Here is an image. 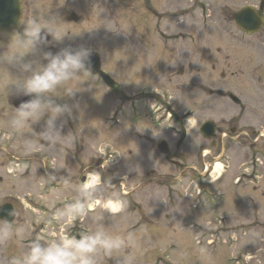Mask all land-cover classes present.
I'll use <instances>...</instances> for the list:
<instances>
[{"label": "rangeland", "instance_id": "obj_1", "mask_svg": "<svg viewBox=\"0 0 264 264\" xmlns=\"http://www.w3.org/2000/svg\"><path fill=\"white\" fill-rule=\"evenodd\" d=\"M200 1L206 4L203 14ZM230 3L24 0L25 22L34 14H59L74 37L41 47L29 60L47 63L42 52L87 47L121 95L87 73L74 99L60 97L79 108L63 125L62 135L73 142L61 151L57 145L60 168L54 171L50 148L23 151L25 135L37 139L32 128L41 131L47 117L23 132L6 128L12 113L6 83L12 77L2 76L7 73L0 68V107L6 110L0 119V207L11 204L16 220L10 225L29 229L22 241L0 242V264H11L37 235L78 233L93 227L95 216H103L110 233L134 240L111 254L101 251L97 264H264V28L252 38L240 35L224 22L237 10ZM73 13L80 21L69 26ZM104 20L120 30L109 31ZM189 117L191 134L185 129ZM207 122L217 127L210 140L200 134ZM152 129L161 134L154 138ZM161 142L168 145L165 156L157 150ZM43 159L46 171L37 169ZM105 159L111 163L101 169ZM129 165L137 168L129 171ZM93 171L108 181L94 213L74 224L57 221L56 210L74 199L73 188ZM113 185V198L123 203L116 214L103 208Z\"/></svg>", "mask_w": 264, "mask_h": 264}, {"label": "clouds", "instance_id": "obj_2", "mask_svg": "<svg viewBox=\"0 0 264 264\" xmlns=\"http://www.w3.org/2000/svg\"><path fill=\"white\" fill-rule=\"evenodd\" d=\"M13 2L17 11L22 14L23 0H13ZM17 20L19 23V17ZM64 24L59 14L45 16L34 14L23 24L22 32L12 35L9 51L0 55V68L6 70L7 75L10 71L6 65L17 67L22 73L19 76L11 75V82L6 83L8 95L12 91V94L16 96L30 97L21 102L18 107L13 108L5 126L12 132H23L47 115L42 130L39 131L38 140L25 135L23 151L26 155H30L41 147L39 141H43L51 150V168L54 171L60 168L56 158L57 145L60 146L59 151H61L63 145L73 142L69 135H62L63 123L58 124V120L64 116L72 117L74 109L79 108L78 103H58L54 97L62 95L71 99L76 97L77 92L80 91L78 85L82 82L79 78L91 73L89 66L91 50L84 46L75 49L68 46L55 54L42 52L43 59L47 63L28 60L26 57L41 52V46L48 42L49 36L56 42L63 41L69 33L64 28ZM103 25L109 31L120 30L113 20H104ZM74 84L76 87H73ZM10 86L13 87L10 89ZM185 129L189 134L192 133L190 131L193 129L192 117L186 121ZM152 134L154 138L158 137L161 134L160 129L159 134L152 129ZM110 163L111 160L105 159L100 165L101 169L108 168ZM128 167L129 171H135L137 168L132 165ZM50 178L55 179V176L52 175ZM107 183L108 181L102 178L100 172L90 173L86 181L73 188L74 199L56 210L57 221L74 224L87 218L89 209L93 204L98 203V193ZM111 188V194L104 201L103 208L116 214L122 209L123 203L113 198L115 186ZM92 224L93 227L83 228L78 233L65 232L55 237L37 235L28 242L25 252L12 258L11 264H97L96 257L101 251L104 254H111L122 249L126 244L134 243L131 234L125 239L110 233L103 223V216L92 217ZM28 232L26 225L0 224V242L22 241Z\"/></svg>", "mask_w": 264, "mask_h": 264}, {"label": "flooded vegetation", "instance_id": "obj_3", "mask_svg": "<svg viewBox=\"0 0 264 264\" xmlns=\"http://www.w3.org/2000/svg\"><path fill=\"white\" fill-rule=\"evenodd\" d=\"M101 1V0H100ZM171 0H168V2H170ZM192 1V0H191ZM230 6H237V10H234L233 12L231 11L230 12V14L224 19V22H227L228 24H229V26H232V27H234V28H236L237 30H238V32L240 33V35H244L245 37H249V38H252V37H254V36H256V35H258L262 30H263V28H264V23H263V26H262V28L257 32V33H255V34H248L246 31H244V30H242L241 28H240V26L238 25V20H237V17L240 15V14H242L243 12H245V11H252L255 15H256V18H260V19H263V21H264V0H236V1H232V0H230ZM205 2H202V1H200V8H201V10H202V14H203V12L205 11ZM238 6H239V8H238ZM231 8H233V7H231ZM149 9V7L148 8H144V10L145 11H147ZM26 14H28V12L25 10V7H24V9H23V13H22V17H21V21H20V25L16 28V29H14L13 31H11V32H5V33H0V55H2V54H4V53H6L7 51H9V48H10V44H11V38H12V35L14 34V33H16L17 32V30H19L22 26H23V24H24V22H25V20H26ZM157 15V14H156ZM158 16V15H157ZM209 17V16H208ZM221 19H222V16H218V18L216 19V22H221ZM254 20H255V18H253ZM170 20H173V16H172V14L170 15ZM80 20H79V18L77 17V15H75L74 13L73 14H70L69 15V17L66 19V23L70 26V25H78V22H79ZM223 22V23H224ZM240 22H241V20H240ZM167 24L168 25H170V23H168L167 22ZM228 30V29H227ZM172 31V30H171ZM22 32V31H21ZM170 33V32H169ZM65 38H67V39H72V38H74V37H72V36H70V35H67ZM172 38H174V36H172V35H170V37H169V40L170 41H172L173 39ZM73 40V39H72ZM56 43H60V42H56V41H54L50 36L48 37V42L45 44V45H42L41 47H42V49H46V48H55V46H56ZM69 46H71V45H69ZM65 47H68V46H65ZM74 49H75V47H74ZM58 51H55V49H54V51H53V53L55 54V53H57ZM91 53H96V52H94V51H92ZM97 54V53H96ZM98 55V54H97ZM26 59H28V57H26ZM29 60V59H28ZM101 63H102V60H101ZM6 67H8L9 68V71H10V74L9 75H7V74H5V73H1V75L2 76H8V78H9V80L11 79V75H13V71H16V70H19L17 67H14V66H9V65H6ZM101 69H102V71H103V68H102V66H101ZM3 71H5L6 72V70H4V69H2ZM103 72H105V70L103 71ZM106 73V72H105ZM89 75H91V77L92 78H94L98 83H100V84H102L103 86H106L107 88H109L107 85H105L104 84V82L102 81V79L100 78V76H98V75H94V74H92V73H88ZM107 74V73H106ZM21 75H22V73H21ZM109 89H111V90H116L117 92H118V94H120V88H118V86H117V84H116V86L114 87V88H109ZM121 95V94H120ZM61 96H59V97H56V98H54V99H56L57 100V102L58 103H68L70 100H68L67 98H60ZM19 98H20V96H16V95H14V94H12V99L9 101V103H10V110L11 111H13V108L14 107H18V105H17V103H18V101H19ZM121 98L124 100V98H125V95H122L121 96ZM0 119H1V121H3L4 120V118L6 117V114H5V108H1L0 107ZM45 117H47V115L45 116ZM69 118H71V120H73V119H75V115L73 114V116L72 117H69ZM69 118L67 117V116H64V117H61L59 120H58V122L59 123H63V125L64 124H66V122L69 120ZM58 123V124H59ZM63 128H65L64 126L62 127V129ZM33 129V134H35L37 137L39 136V129L38 128H36V127H33L32 128ZM64 130V129H63ZM37 140H38V138H37ZM39 143L41 144V146L43 147V148H47V149H49V146H47V145H45L44 144V142L43 141H39ZM33 154H38V153H36V152H33ZM49 155V154H48ZM50 157V156H49ZM50 159H51V157H50ZM69 159V158H68ZM31 160H37V159H35V158H31ZM28 161H30V158H25V161H24V164H27L28 166V168L31 170V169H33V168H35V167H33V166H31L32 164L31 163H29ZM38 161H40L41 163H43V164H41V165H39V167H37V169L38 170H45L46 171V169H47V167L45 168V164H46V160L45 159H43V160H38ZM13 162V161H12ZM60 164H62V163H60ZM42 165H44V168H42ZM48 176V175H47ZM48 178H50V177H44L43 178V181H42V184H41V186L42 185H46V183H45V181H47L48 180ZM60 186V185H59ZM57 188L59 189L60 187H58V185H57ZM15 220H16V218H15ZM15 220L12 222V223H14L15 222ZM11 223V224H12ZM41 230H45L43 227L41 228ZM51 230V229H50Z\"/></svg>", "mask_w": 264, "mask_h": 264}, {"label": "water", "instance_id": "obj_4", "mask_svg": "<svg viewBox=\"0 0 264 264\" xmlns=\"http://www.w3.org/2000/svg\"><path fill=\"white\" fill-rule=\"evenodd\" d=\"M22 14H20L17 9L16 5L13 0H0V33L11 31L15 27H17L20 23ZM19 17V23L17 18ZM255 18V20L253 19ZM238 25L244 31L249 32H256L263 26V19L256 18V15L252 11H245L237 17ZM241 20V22H240ZM17 21V22H16ZM91 72L95 75H100L103 81L108 85L110 88L115 87V82L105 73L101 71V64L99 57L91 53L90 56V64ZM30 97H23L20 96L17 105ZM231 99L235 102V104H240V101L235 98L231 97ZM201 134L206 138H213L215 136L216 127L213 123H206L202 126L200 130ZM159 153L163 155H167L169 153V149L166 143H161L159 145ZM12 214V215H10ZM15 219V213L13 207L11 205H4L0 208V220L5 223H12Z\"/></svg>", "mask_w": 264, "mask_h": 264}]
</instances>
